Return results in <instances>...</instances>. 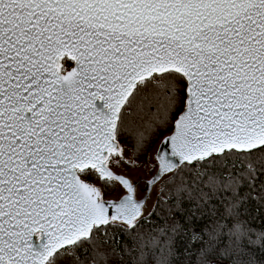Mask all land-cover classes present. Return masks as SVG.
<instances>
[{"label": "snow or ice", "instance_id": "snow-or-ice-1", "mask_svg": "<svg viewBox=\"0 0 264 264\" xmlns=\"http://www.w3.org/2000/svg\"><path fill=\"white\" fill-rule=\"evenodd\" d=\"M0 264H264V0H0Z\"/></svg>", "mask_w": 264, "mask_h": 264}, {"label": "flooded vegetation", "instance_id": "flooded-vegetation-1", "mask_svg": "<svg viewBox=\"0 0 264 264\" xmlns=\"http://www.w3.org/2000/svg\"><path fill=\"white\" fill-rule=\"evenodd\" d=\"M116 171L118 172H131L132 170L130 169H127V168H118V169H115ZM132 178L135 179V173L133 172L132 173ZM116 193L115 192H109V193H106V196H113L115 195Z\"/></svg>", "mask_w": 264, "mask_h": 264}, {"label": "trees", "instance_id": "trees-1", "mask_svg": "<svg viewBox=\"0 0 264 264\" xmlns=\"http://www.w3.org/2000/svg\"><path fill=\"white\" fill-rule=\"evenodd\" d=\"M155 145V144H154ZM154 145H153V147H154ZM97 183H99V182H97Z\"/></svg>", "mask_w": 264, "mask_h": 264}, {"label": "water", "instance_id": "water-1", "mask_svg": "<svg viewBox=\"0 0 264 264\" xmlns=\"http://www.w3.org/2000/svg\"><path fill=\"white\" fill-rule=\"evenodd\" d=\"M154 147H155V145H154Z\"/></svg>", "mask_w": 264, "mask_h": 264}]
</instances>
